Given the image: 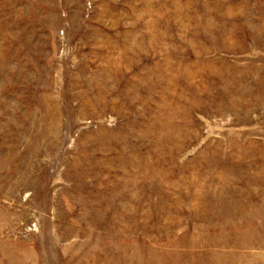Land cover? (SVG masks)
Here are the masks:
<instances>
[{
	"label": "rangeland",
	"instance_id": "374dc122",
	"mask_svg": "<svg viewBox=\"0 0 264 264\" xmlns=\"http://www.w3.org/2000/svg\"><path fill=\"white\" fill-rule=\"evenodd\" d=\"M0 264H264V0H0Z\"/></svg>",
	"mask_w": 264,
	"mask_h": 264
}]
</instances>
